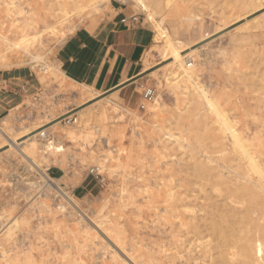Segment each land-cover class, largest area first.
<instances>
[{
  "label": "rangeland",
  "instance_id": "obj_1",
  "mask_svg": "<svg viewBox=\"0 0 264 264\" xmlns=\"http://www.w3.org/2000/svg\"><path fill=\"white\" fill-rule=\"evenodd\" d=\"M63 1L0 0V71L14 70L17 79L12 91L1 97L0 104L7 111L0 114V129L8 137L20 136L26 129L31 131L67 113L57 125L49 124L36 132L24 147L35 153L34 159L44 173L48 168H62L65 182L73 187L84 176L91 178L90 172L102 177L104 185L98 186V194L85 197L74 192L73 199L86 216L103 224L118 248L99 236L88 220L78 222L79 216L73 209L74 214L69 212L68 216L57 211L50 187L45 196L37 195L42 176L10 146L0 152V214H5L4 224L14 218L18 221L12 236L1 242L11 259L17 256L9 264H208V256L220 240L207 231L197 247L196 236L185 234L180 227L186 215L178 205L193 207L199 216L215 220L214 202L228 204V190L218 186L213 178L198 176L194 167L210 158L216 169L227 172L228 161L224 157L228 156V146L220 141L221 133L198 132L192 112L182 113L184 98L180 96L177 101L163 82L162 71L172 61L162 62L152 43L142 58V70H150L131 88L133 100L129 104L124 96L99 94L67 82L56 64L57 48L79 28L93 31L111 15L112 0L99 14L86 9L69 23L59 25L62 19L57 5L60 8L70 0ZM173 1L178 0H147L154 20L183 44L194 45L202 36H211L194 47L196 56L192 64L201 85L217 99L238 131L248 137L263 132L264 2L255 11L251 9L253 12L252 5L245 6L234 17L230 16L232 20L239 19L228 18L230 26L219 31L224 25L219 20L220 13L229 12L236 5L234 0H228L230 10L224 6V0H187L184 16L170 11ZM121 2L150 29L153 39V22L130 0ZM246 7H250L249 11ZM250 19L263 22V26L260 23L259 28L257 24L258 29L254 30V21ZM246 22H251L249 26L254 31ZM239 25H246L243 28L248 30L240 26L244 32L240 31ZM49 26L57 32L46 31ZM22 31L35 36L31 46L21 48L23 51L14 48ZM145 90L153 93L150 102L143 99ZM92 97L97 98L87 102ZM154 100L159 101L162 110L139 107L147 102L152 106ZM98 106L104 113L102 118L78 123L80 113ZM165 131L181 137L182 150L176 146L168 147L167 152L163 150L160 136ZM199 136L204 138L199 141ZM260 137L259 134V140ZM4 141L0 137V147ZM55 183L72 192L57 180ZM169 191L173 193L170 199ZM83 231H88L89 236L85 237Z\"/></svg>",
  "mask_w": 264,
  "mask_h": 264
},
{
  "label": "bare ground",
  "instance_id": "obj_2",
  "mask_svg": "<svg viewBox=\"0 0 264 264\" xmlns=\"http://www.w3.org/2000/svg\"><path fill=\"white\" fill-rule=\"evenodd\" d=\"M130 1L134 4L135 7H137V9H139V11L143 12L144 15L146 14V18L149 22H153L154 36L152 47L157 48L162 62H167L169 60L172 61L169 65L164 67L165 69L162 68L163 71H159L163 72L162 74L164 85L173 91L175 99L178 101L181 97L184 98L185 107L182 109L184 111L182 113L191 114L192 112L191 117L196 125L198 132H200V130L201 132H210V134L211 132H220L222 135L221 139L219 137L220 141H223L224 144L228 146V156L225 155L227 150L225 148L223 149V152L225 153L223 154L225 155L224 159L228 161V170L226 173H224V171L222 170L216 169L214 163L211 160L209 161L210 158L207 159L206 162L201 161L199 164H197V166H195L196 164H194V167H196L195 173H197L198 176H202V178H213L218 183V186L223 185L228 190V204H220L218 202H214L212 208L216 212L215 217L217 218L214 220L209 219V217L206 216H199V214H197V211H195L193 207H189L187 205L179 203L178 207H180L181 211L186 215L183 221L180 223V227L184 229L185 234L192 233L194 236H196V241L198 242L197 247L199 246L201 235L207 231L210 232L216 240H220L219 242H216L213 254H210L208 256V264H264V125L262 126L263 132L256 133L251 137H248L242 132L238 131L236 129L237 127L235 125V122L229 119L227 112L222 109L217 99L214 98L204 88V85H201L199 81V74L193 68L195 65L193 66L192 64V62L194 61V57L196 56V49H194V47L197 46V44L208 40V38L211 37L210 35L203 37L198 43L194 45L183 44L181 41L174 39L167 30L163 29V25L161 22H157L154 20L155 17H153V11H151L147 0ZM110 2L111 0H70L69 3L60 5V8H58L57 5L58 11L55 10L56 7L54 11H57L62 19V21L58 23L60 25L62 23H69L72 20L73 16L75 17L76 15L81 14L86 9H88L89 11H93L95 14H99L103 6L110 4ZM234 2L235 3H233V5H236L234 7H231L232 9L230 10V7H228L230 6V3L228 2V0H224V6L228 7L230 11L228 12V10L226 9V12H219L221 14V19L219 20H221L224 24L222 26V29H218L219 31L228 28L230 26L228 24H230V20H232L230 18H233V15L238 11L240 12L242 8L247 5H252L253 8L252 6L251 8H249L250 12H253L251 9L254 10L259 8L261 6L260 3L264 2V0H234ZM186 3L187 0H178L177 2L173 1L171 4L172 9L170 8V11L172 13H178L179 15L184 16L183 14H185L184 10ZM59 4H61V2ZM67 4H69L70 7L67 6ZM67 7L70 9H67ZM225 7H223V9H225ZM248 9L247 11H249ZM177 10L181 11L177 12ZM263 14L264 13H262V15ZM261 16L259 17L261 18ZM228 18L230 19L229 23ZM239 18L240 17H238L237 19ZM253 19L250 20L254 21L252 25L254 26L255 30V28H257L261 22L259 21L260 23H258L256 22L257 20ZM247 22L246 25L248 26V28L251 27L249 26L251 22L249 24ZM262 23L260 24V26L262 25ZM241 25H239L238 29L241 27H246V25ZM252 27L251 29L252 31H254ZM242 28L240 29V31L242 30ZM244 30L246 31L248 29L246 28ZM46 31H51L53 33L57 32L55 27L53 26H49ZM242 32L244 31L242 30ZM20 34L21 35H19L20 37L18 38V43L15 46L13 45L14 48L17 47V49H21L22 47H27L28 45L32 44L33 41H35V36H29V34H26L24 31H22V33ZM149 50L152 51V49ZM36 60L40 61L41 58L36 57ZM149 70L150 69L148 68L144 69L143 74L149 72ZM83 87L88 88L85 86ZM177 92H179V94H177ZM96 98L97 97H92L87 102H92ZM99 105L101 106V104ZM100 106H98V108L95 110L92 109L94 107H92V110L90 109L89 111H85V109L84 113H80L81 111H79L80 115L78 123L80 125H83L85 123L97 121L102 118L104 116V113L102 112ZM141 106L143 107V109L151 108L152 110H157L158 108H161L162 110V106L160 107V103L157 100H154V104H152V106H150V103L148 104V102L145 105L141 103ZM65 116H67V113L62 115L59 119H55L56 121H50L47 124L41 127H36L31 131H28V129H26L23 131L26 133L20 136L8 137V135L4 133L2 129H0V137L5 140V144L0 147V152L1 150H3V148H7L10 146L15 147L17 153H19L21 157L26 160L32 168L38 171L44 180L45 173L43 172L44 170H41V164H38L34 159L35 153L32 151H26V146L24 147V145L28 141H32V139L35 137L34 134L36 132H38L42 128H45L49 124H52V126L57 125L59 123V120ZM196 128L193 129L195 130ZM166 131L162 132L160 136V142L164 145L163 150L167 152L168 150L166 149H168V147L172 148L174 146L180 147V149L182 150L181 147H183L184 144L183 142H181L182 140L180 141L181 137H179V135L176 136V134ZM259 134L261 135V140H259L258 138ZM215 136L217 135L215 134ZM199 137L200 138H198L197 140L204 138L203 136V138H201V136ZM30 146L31 148L33 147V145H29L28 147ZM223 168L227 169L225 168V166ZM172 196L173 193L169 191L167 197L170 199ZM70 205L79 216L78 222L88 220L93 225V230H95V232L99 236L107 238L109 242L111 241V234L109 231L104 230V226L102 223H98L89 216H86V214H84L82 209H80L78 207V204H76L74 201ZM58 210H65V206H59ZM2 213L0 214V261H2L4 264H9L10 262H14V260H17V256L13 258L14 260L11 259L9 255H7V251L3 250L1 242L4 239H8L10 236H12V228L18 226V221L14 218L10 221V223L4 224V219L6 218L4 216L5 214L3 215ZM80 226L83 227V225ZM89 234L90 233L88 231H83V235L85 237H88ZM113 242L114 241H111V243L118 248V245L115 244L116 241L114 243Z\"/></svg>",
  "mask_w": 264,
  "mask_h": 264
},
{
  "label": "crops",
  "instance_id": "obj_3",
  "mask_svg": "<svg viewBox=\"0 0 264 264\" xmlns=\"http://www.w3.org/2000/svg\"><path fill=\"white\" fill-rule=\"evenodd\" d=\"M121 1L112 0L111 15L93 31L79 28L67 36L57 48L55 60L67 82L88 87L99 94L124 96L129 104L133 100L130 90L144 72L142 58L151 43L153 46V39L150 29L139 18L129 20L136 15ZM124 19L126 22L122 23ZM205 36L209 34L201 39ZM15 80L14 70L0 71V102L5 92L12 91ZM6 111L0 104V114ZM47 171L55 180L80 196H95L99 192L97 184L89 176H84L73 187L72 183L65 182L62 168L53 167Z\"/></svg>",
  "mask_w": 264,
  "mask_h": 264
},
{
  "label": "built area",
  "instance_id": "obj_4",
  "mask_svg": "<svg viewBox=\"0 0 264 264\" xmlns=\"http://www.w3.org/2000/svg\"><path fill=\"white\" fill-rule=\"evenodd\" d=\"M129 20L135 21L136 16L131 17ZM121 22L125 23L126 19L122 20ZM189 64H190V62H189ZM152 94L153 93L151 90H145L143 92V99L150 102L152 100ZM139 107H141V109H143L141 104H139ZM89 175L94 180V182L97 184V186H99L100 188L103 187L104 180L102 179V177L99 174L90 172ZM54 181H56V180L46 170V173L44 174V180H42L40 182V184H42L41 190L37 195L41 194V196H45V191L47 189H49L48 187H50L51 188L50 190H52V192H54V194L52 195V198H53L52 202H53L54 206L56 207V210L59 211L58 210L59 206H65V210L60 211L61 214L65 215V216H68L69 212H72V214H74V211L72 210V207L70 205L74 201V199H73L75 197L74 192L65 190L60 185H57Z\"/></svg>",
  "mask_w": 264,
  "mask_h": 264
}]
</instances>
